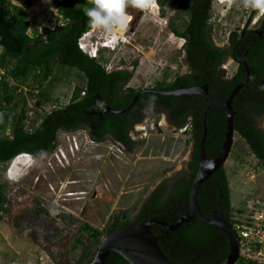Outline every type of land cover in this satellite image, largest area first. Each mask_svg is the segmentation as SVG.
Returning a JSON list of instances; mask_svg holds the SVG:
<instances>
[{
  "label": "trees",
  "instance_id": "trees-1",
  "mask_svg": "<svg viewBox=\"0 0 264 264\" xmlns=\"http://www.w3.org/2000/svg\"><path fill=\"white\" fill-rule=\"evenodd\" d=\"M211 2L182 1L181 11L188 15L184 24L186 30L171 29L177 36L186 39L184 49L188 73L177 75L173 82H158L156 89L176 91L201 86L207 88L212 97L225 102L232 90L246 79L245 59L250 76L233 99V127L249 154L264 166V129L259 123L264 118V14L255 28L236 29L230 33L224 48L216 47L210 38ZM52 5L57 11L58 22L49 28L33 25L25 9L9 0H0V167L23 152L38 156L52 150L60 131L85 129L97 142H102L108 134L122 147L129 151L133 149V142L127 134L131 129L130 112L135 105L122 114H101V111L103 105L115 110L130 106L140 91L128 87L138 66L137 61L133 64V72L126 69L107 72L101 58L103 52H99V59L92 58L79 47L80 38L92 26L83 11L86 6H91L87 0H52ZM257 13L252 10L249 20ZM228 59L237 64V70L231 77L223 69ZM62 68L76 69L81 74L82 85L73 88L65 104L58 105L57 102L47 111V107L41 106V103L49 102L45 91L48 85L55 83L57 72ZM29 81L36 85L35 89L27 90ZM146 96L155 97L153 94ZM29 99L37 105L36 108L29 107ZM151 100L166 104L171 109V119L173 123L177 122L178 129L189 125L190 141L194 143L193 160L187 175L173 177L172 186L167 189L169 191L165 188L156 191L136 219L129 220L125 214L113 217L108 234L163 216L176 222L186 215L190 188L199 168L204 125L207 126L204 145L207 158H215L222 147L226 116L220 106L198 94L160 96ZM21 106V113H17L14 108ZM25 108L33 111L36 120L26 115L28 111ZM7 110L13 113L11 121V113ZM27 120L31 121L29 126ZM5 189L6 185L0 183V211L7 201ZM197 203L208 219L220 203L223 216L234 225V215L243 211L232 207L225 165L200 186ZM83 229L95 240L100 236L99 231L87 224ZM159 244L167 259L175 264H221L230 252L226 234L200 220L184 223L179 229L170 231L166 238L160 239ZM93 259L94 255L87 264H92ZM105 264L130 263L120 254L111 252ZM236 264L257 263L239 257Z\"/></svg>",
  "mask_w": 264,
  "mask_h": 264
},
{
  "label": "rangeland",
  "instance_id": "rangeland-1",
  "mask_svg": "<svg viewBox=\"0 0 264 264\" xmlns=\"http://www.w3.org/2000/svg\"><path fill=\"white\" fill-rule=\"evenodd\" d=\"M9 1L25 9L33 25L52 28L58 22L52 0ZM182 1L157 0L142 12L129 8L126 26L110 33L91 26L80 38L79 47L88 54L97 47L107 50L101 57L107 72H133L137 61L128 83L135 90L153 87L164 80L169 82L185 70L183 50L178 48L177 39L171 38V28L182 30L188 20V15L181 11ZM211 9V32L220 47L226 45L232 31L255 28L262 15L257 13L249 20L252 9L229 4L228 0H212ZM132 20L133 28L128 30ZM223 69L231 77L237 64L229 60ZM54 80L45 91L51 104L41 103L47 111L57 102L65 104L73 88L82 85L76 69L62 68ZM35 86L29 81L27 90ZM28 104L31 108L37 106L32 99ZM14 109L21 113L23 107ZM27 111L26 115L36 120L33 111ZM6 112L11 113V121L13 113ZM154 119L149 121L150 125ZM29 122L26 121L27 126ZM259 123L264 129V118ZM150 125L143 123L141 129L137 126L133 138H142L143 144L133 151H123L110 138L98 143L87 130L77 129L58 132L56 146L35 156L33 164L25 167L20 158L11 171L15 170L14 181L7 178L11 161L2 165L0 183L6 185L7 201L0 211V264H87L95 257L109 235L112 218L125 214L129 220L136 219L150 193L165 179L182 172L188 161L192 148L188 124L182 129L164 125L162 135H149ZM225 168L232 207L243 211L242 215L264 212V166L249 154L237 135ZM85 224L100 232L97 240L83 229Z\"/></svg>",
  "mask_w": 264,
  "mask_h": 264
},
{
  "label": "water",
  "instance_id": "water-1",
  "mask_svg": "<svg viewBox=\"0 0 264 264\" xmlns=\"http://www.w3.org/2000/svg\"><path fill=\"white\" fill-rule=\"evenodd\" d=\"M134 21L135 20H132V22L130 23L131 26L128 27V30H132ZM243 64L247 71L246 79L243 83L237 85L232 90L225 102H221L215 99L209 94L207 88L201 86H192L188 88H181L176 91L162 93L167 95H202L207 101L220 106L224 110L226 116V129L220 152L215 158H207L204 149L207 136V126L204 125L203 137L201 139L199 148V168L189 192L188 213L181 217L174 225H170L159 219H154L137 225L127 226L109 234L100 244L92 264H105L111 252L120 254L130 264H175L168 260L164 255V253L158 246L157 238H155L151 233V228L152 226L158 225L167 230L174 231L179 229L182 224L188 223L193 220H200L225 233L230 242V252L227 258L221 264L237 263L240 257L237 236L231 223L223 216L220 208V203L217 204L212 217L208 219L200 211L197 203V193L200 186L218 169L225 165L231 152L235 135L233 127L234 111L232 102L236 94L246 84L250 76L248 65L245 59L243 60ZM139 95L140 93L134 97L130 106L124 110H115L103 105L101 114H122L134 105Z\"/></svg>",
  "mask_w": 264,
  "mask_h": 264
},
{
  "label": "flooded vegetation",
  "instance_id": "flooded-vegetation-1",
  "mask_svg": "<svg viewBox=\"0 0 264 264\" xmlns=\"http://www.w3.org/2000/svg\"><path fill=\"white\" fill-rule=\"evenodd\" d=\"M156 1L157 0H155V4H156ZM211 8H212V2H211ZM185 30H186L185 27H183L182 31L184 32ZM210 38H211L212 43L214 44V46L220 47V46H218L216 44V42H215V40L213 38L212 32L210 33ZM221 48H224V47H221ZM182 50H183V60H184V64H185V70L183 71V73L177 74L178 76L188 73V65H187V62H186V59H187V57H186V55H187L186 49H184V47H183ZM229 60L233 61L232 59H228L227 61H229ZM177 75H175L173 77V79H171L170 82L175 81ZM156 85H157V83H156ZM156 85H154L153 87H147V88L140 89V91H139L140 95H139L137 101L134 103L135 106H134L133 110L130 112V116L129 117H131V119H130V122L129 123L131 125V129L128 131V134H127V136L133 142V149L130 150V151H133V150L137 149V147H139V146H141L143 144V142L141 141V140H143L142 138H140L138 140H136V139L133 138V135L134 134L135 135L137 134V132H136V131H138L137 130V126L143 125V123L144 124L146 123L147 126L150 125L149 124V121H151L152 117H155V119L153 121V124L150 125L151 127H150V131L148 133L149 135L152 132L157 133L158 135H162L164 129H161V128L164 125H168V127L169 128H172V129L177 128V122L176 123H173V121L171 119L172 118L171 109L168 108L166 104L163 105L161 103H156V102L153 103V102H151L152 101L151 99H155V97H160V96L167 97V96H170V95L162 94V93L171 92V91H166V90H162V89H160V90L159 89H156ZM146 94H153V95H155V97L154 98L148 97V96L144 97V95H146ZM161 119H164V121L161 122ZM147 126H146V129H147ZM142 127H144V126H142ZM188 127H189V125H188ZM140 129H141V126H140ZM140 132H141V135H144V137L147 136L146 133L144 134V133H142V131H140ZM106 138H110V136L108 134H105L104 140ZM110 140L113 141L118 146H120L123 149V151H128L129 152V150H127V148L122 147L118 142L112 140L111 138H110ZM98 143H100V142H98ZM191 144H192L191 152H190L188 161L186 162V164L184 166V170L182 172L174 175L175 177L176 176L183 177V176L187 175L186 172H188V166H189V164L193 160L192 159V156H193V152H194V143L191 141ZM173 177H171L169 179H165L162 183H160L150 193L149 197L145 200L144 204L145 203H148L149 199L152 197V195L156 191L162 190L163 188H165V191H169L167 189H169L170 186H172V180L171 179ZM144 204L141 206V208L139 209V212L138 213H140V211H141L142 207L144 206ZM138 215H137V217H138ZM159 220L164 221V222H166V223H168L170 225H174L177 222V221L174 222V219L173 218H169L168 219L166 216H163ZM111 223H113V221ZM169 232H170V230H167V229H165V228H163L161 226H158V225L152 226V228H151V233H152V235L155 238H157V243H158V246L159 247H160V244H159L160 239L163 240V238H166V236L168 235ZM162 235H165V236L162 237Z\"/></svg>",
  "mask_w": 264,
  "mask_h": 264
},
{
  "label": "clouds",
  "instance_id": "clouds-1",
  "mask_svg": "<svg viewBox=\"0 0 264 264\" xmlns=\"http://www.w3.org/2000/svg\"><path fill=\"white\" fill-rule=\"evenodd\" d=\"M154 2L155 0H87V4L91 6H86L83 11L84 15L88 18L89 23L93 27L102 29L105 32L110 33L114 28L126 26V23L129 20V8L143 10ZM228 2L229 4H235L237 7L242 6L245 9L256 10L258 14H264V0H228ZM120 42L121 41L117 42V46ZM96 49L98 50L97 57H92L83 49L81 50L87 53L90 57L99 59V52L102 53L103 49L99 50L98 47ZM35 156L36 155L31 152H23L15 156L13 159L10 160L11 171L13 170L14 163L19 158H22L23 166H28V164H33ZM11 171L9 170L7 178L10 181H14L16 180V178ZM13 172H15V170Z\"/></svg>",
  "mask_w": 264,
  "mask_h": 264
},
{
  "label": "built area",
  "instance_id": "built-area-1",
  "mask_svg": "<svg viewBox=\"0 0 264 264\" xmlns=\"http://www.w3.org/2000/svg\"><path fill=\"white\" fill-rule=\"evenodd\" d=\"M171 34V38L177 39L178 48L182 49L186 44V39L177 36L174 32ZM97 53V49L90 51L92 57H97ZM233 220L235 221L233 229L237 236L240 257L245 261L254 260L257 264H264V212L251 211L250 214H239Z\"/></svg>",
  "mask_w": 264,
  "mask_h": 264
},
{
  "label": "bare ground",
  "instance_id": "bare-ground-1",
  "mask_svg": "<svg viewBox=\"0 0 264 264\" xmlns=\"http://www.w3.org/2000/svg\"><path fill=\"white\" fill-rule=\"evenodd\" d=\"M129 20H130V18H129ZM129 20H128V21H129ZM126 24H127V23H126ZM19 160H21V159L19 158L18 160H16L15 163H16V164H17V163H20ZM14 166H15V164L13 165V167H14ZM16 166H17V165H16ZM16 166H15V167H16ZM25 167H26V166H25ZM16 169H17V168H16ZM27 169H28V168H27ZM17 170H19V168H18ZM17 170H16V171H17ZM10 171H11V170H10ZM18 172H19V171H18ZM12 173H13V172H12ZM18 174H19V173H18ZM16 177H17V176H16ZM72 195H73V194H69V196H72Z\"/></svg>",
  "mask_w": 264,
  "mask_h": 264
}]
</instances>
